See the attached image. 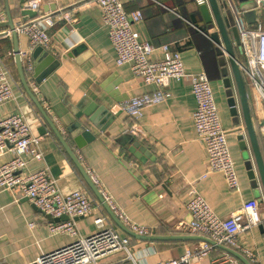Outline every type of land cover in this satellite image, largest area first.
I'll return each instance as SVG.
<instances>
[{
    "label": "crops",
    "instance_id": "crops-1",
    "mask_svg": "<svg viewBox=\"0 0 264 264\" xmlns=\"http://www.w3.org/2000/svg\"><path fill=\"white\" fill-rule=\"evenodd\" d=\"M120 2L126 12L141 11L143 21L135 29L143 39L154 47L166 44L170 50L178 51L187 72L202 70L207 75L221 126L230 137L228 146L236 165L239 191L230 190L221 173H209L202 178L206 172V152L196 139L191 117L195 100L188 79L171 82L168 86L170 98L144 109L138 120L117 110L115 106L119 102L153 92L156 87L145 85L135 78L129 66L115 65L116 55L95 0H44L36 18H55L61 14L53 15L55 12L64 11L70 12L75 19L72 23L56 22L47 30L52 49L49 53L53 60L45 64L40 54L33 58L37 47L30 49L25 35L15 33L13 36L10 31L11 24L15 29L32 20L29 14H23L26 8L22 7L20 0H0V13L6 18L0 24V57L10 75L14 95V100L0 107V117L7 113H21L29 124L31 134L42 138L40 150L43 158L31 161L27 173L47 169L63 194L81 190L97 203L90 215L75 220L76 238L50 235L47 230L49 218L22 197L18 190L0 191V264H30L42 255L73 243L78 237L91 236L97 232L93 221L98 217H104L121 238L127 239L131 257L142 264L177 258L199 242H146L125 234L116 226L28 96L20 77L15 50L19 54L27 52L30 56L33 64L31 78L26 76L24 62L19 59L25 84L64 136L83 169L95 172L102 188L132 224L149 230L145 237L189 236L181 231L180 224L190 221L186 205L192 198V192L201 196L219 218L229 217L244 202L256 199L260 204L262 222L242 234L240 239L246 248L255 252L259 264H264V226L260 227L264 223V186L255 161L253 180L248 178L244 166L246 159H254V152L247 137L245 152L239 146L236 130L243 132L245 121L236 83L227 62L223 66L221 58L218 60L219 76L209 75L205 57L192 37L193 31L199 35L202 33L187 20L196 17L198 27L206 29L207 35L203 36L213 46L209 36L217 30L214 22L207 24L200 7L195 6L192 0ZM218 8L221 17L226 18V13ZM230 38L233 42L231 35ZM153 58L159 60L161 53L157 51ZM40 64L41 69L35 73ZM224 69H227L225 73ZM241 75L253 132L264 164V102L249 78L243 73ZM224 77L229 78V88L222 83ZM31 80L36 90L30 86ZM229 94L234 97L237 108L238 116L235 118H232L228 108ZM82 99L87 101L84 110L95 106L94 123L99 127L86 123L87 130L94 136L87 142L81 136L71 137L66 130L76 121L75 111L70 106L76 108ZM80 120L84 122L86 119L82 117ZM77 139L80 140L76 142ZM76 143H81L80 147ZM131 147L145 156L144 162L133 156L129 151ZM10 159L8 154L4 155L0 163ZM30 223L34 224L32 228L28 226ZM99 264H132V261H127L125 255L119 253ZM191 264H211V260L209 257Z\"/></svg>",
    "mask_w": 264,
    "mask_h": 264
},
{
    "label": "built area",
    "instance_id": "built-area-1",
    "mask_svg": "<svg viewBox=\"0 0 264 264\" xmlns=\"http://www.w3.org/2000/svg\"><path fill=\"white\" fill-rule=\"evenodd\" d=\"M195 6L208 4L207 0H192ZM257 16L264 11L263 0H253ZM103 26L107 29L108 40L113 48L117 67L129 66L132 75L145 85H153L156 90L144 93L119 102L117 110L133 120H138L143 110L170 98L168 86L171 82L188 79L191 94L195 100L192 120L196 139L203 145L206 152V172L221 173L230 190L239 191L235 164L231 158L227 132L222 128L218 110L214 101L210 82L204 71L187 72L180 53L170 50L168 45L154 47L143 39L135 26L143 21L140 10L126 12L120 0H95ZM22 7L38 12L44 0H20ZM221 10L226 13L229 8L234 18V27L239 35V47L242 58L237 59L241 73L247 76L257 89L264 102V24L256 19L253 25L247 24L244 14L233 0H217ZM55 18L44 16L18 25L15 33L28 38L30 49L42 47L52 52L48 29L56 22L72 23L75 21L70 12H59ZM5 15L0 13V24L5 22ZM10 33V32H9ZM233 47L236 43L233 40ZM224 59L227 58L223 45L218 46ZM161 58H153L156 52ZM23 70L26 76L33 75L32 60L27 52L20 53ZM236 59V58H235ZM246 65L247 68L244 66ZM30 86L36 90L32 80ZM14 100L12 81L0 57V107ZM264 110V108H263ZM133 131V128L132 130ZM238 136L241 130H236ZM42 138L31 134L29 124L21 113H7L0 117V158L11 156L7 162L0 163V191L18 190L22 197L28 200L41 214L58 219L66 216L67 221H49L47 230L50 235H67L77 237L75 220L91 214L97 203L81 191L74 190L63 194L49 171L27 173V166L31 161L43 158L40 150ZM87 175L97 188L104 202L118 221L130 232L146 236L149 230L132 224L121 210L114 204L112 198L100 185V181L93 170L87 169ZM191 200L186 205L190 221L180 224L184 234L201 236L216 245L227 247L242 255L249 264H259L254 251L246 248L240 239L242 234L250 232L261 224L262 214L260 204L256 199L244 202L238 210L227 218H219L213 214L205 200L192 192ZM97 232L91 236L78 237L73 243L49 254L42 255L30 264H99L115 254L123 253L127 261L135 262L128 249V241L121 238L115 229L109 226L104 217L94 221ZM33 223L28 224L29 228ZM211 264H239L230 254L217 249L205 242H198L185 250L177 258L160 260L154 264H191L209 258Z\"/></svg>",
    "mask_w": 264,
    "mask_h": 264
},
{
    "label": "water",
    "instance_id": "water-1",
    "mask_svg": "<svg viewBox=\"0 0 264 264\" xmlns=\"http://www.w3.org/2000/svg\"><path fill=\"white\" fill-rule=\"evenodd\" d=\"M207 2H208V4L205 6H201L199 8V10H200V12H201V14H202V16H203V18L207 24L214 22V24L216 26L217 30L215 32H213L212 34H210L209 38L212 41V43L214 44V46L217 50V54L220 55L221 57H222V53L218 49V46L223 45V47H224L227 58L224 59L222 57L221 64L223 66H225L226 62H227L229 69H230V72H231V74L234 78V81L236 83L240 103L242 105V113L244 116V121H245L246 127L244 125L243 132L238 137L239 146H240V149L242 148L241 150L245 152V148H246L245 147V138L247 137L249 139V142H250L251 147H252L253 152H254V159H246L244 162L245 163L244 166L247 170V176L250 180L254 179L253 162L255 161L254 163H256L257 171L260 175L261 182L264 186V164H263L262 159L260 157L259 149H258L257 142H256V137H255V134L253 132V128H252V124H251V120H250V116H249V112H248V107H247L245 86H244L242 75H241L240 70H239L238 65H237V61L235 59L234 47L232 45L231 38H230V34H231V37L233 38V40L236 43L237 49L239 51H241V48L239 47V35H238V32H237L236 28L234 27V25H232L227 20V18L223 19L221 17V15L219 13L217 0H207ZM254 7H255V5H254ZM53 10L54 9H52V11ZM32 12L33 13H31V11L25 9V11H23V14L24 15L29 14L28 16H30V19L34 20L37 16V12H35V11H32ZM57 13H59V12L57 11L53 15H55ZM211 14H212V18H211ZM244 18H245L247 24H254L256 21V10L252 12L251 17H247L245 15ZM10 28H11L10 29L11 33L13 34V36H15L14 26L12 24H11ZM228 29L230 31V34L228 33ZM39 54H40V58H44L43 64L48 63L49 61L51 63V60H53V57L50 55V53L48 51L44 50L42 47H37V49L33 53V58L38 57ZM15 56H16V62H17V65H18V68L20 71V77H21V80L23 81V84H24V87L26 89L28 96L30 97V99L32 100V102L34 103L36 108L39 110V112L41 113L44 120L50 126L53 134L56 136L58 142L64 148L65 152L67 153V155L69 156V158L71 159V161L73 162V164L75 165V167L77 168L79 173L81 174V176L84 179V181L86 182L87 186L90 188V190L95 195L97 200L108 211L110 218L113 220V222L116 224V226L119 227V229H121L123 232H125V234H127L131 237H134V238L146 241V242H154V241H199V242H205V243H208L210 245L215 246L217 249H219L223 252L230 254L235 259H237L240 263L249 264V262L239 253H237V252H235V251H233L227 247L216 245L212 241H210L209 239H207L205 237L192 236V235H189V236H169V237H145V236H140V235H137L133 232L128 231L118 221V219L114 216V214L111 212V210L109 209L107 204L104 202L103 198L101 197L100 193L98 192L97 188L91 182L86 171L83 169V167L81 166V164L77 160V158L74 155V153L72 152L71 148H69V146L67 145L64 136L57 130L55 125L52 123L50 118L47 116V114L42 109L40 103L37 101V99L32 95V93L27 88V86L25 84V80L23 78L21 63L19 60V53L17 50H15ZM41 67H42V64H40L38 68H35V70H34L35 73H37L38 70L41 69ZM226 71H227V69H224V73ZM224 76H225V74H224ZM222 83L224 84L225 88L230 87L229 78L224 77L222 80ZM86 102L87 101L85 99H82L76 105V108L75 107L73 108L72 106H70V109L72 111H75L74 116L76 118V121L73 124H71L69 127H67L66 130H67V132L70 133L71 137L77 138L78 136H81L83 138V140L87 142V141L93 139L94 136L91 134V132H89L87 130L86 123L92 124L93 126H96V128H98V129H99V127L94 123L96 115H94L95 112L93 110H94L95 106H93V108H91V109L88 108L87 110H84L83 107H84ZM227 103H228V108H229V111H230L232 118H235L236 116H238L234 97H232L231 94L228 95ZM79 110H82V111H79ZM77 111H79V112H77ZM82 117H84L86 119L84 122H82L80 120ZM78 140H80V139H77L76 142H78ZM76 145H77V147H80L81 143L80 144L76 143ZM129 151L139 161H141V162L145 161V156H143V154L141 152L137 151L134 147L129 148ZM47 217L49 218L50 221H54V222L67 221V219H68L66 216H61L58 219H52L49 216H47ZM262 226H264V223H263V225H260V227H262Z\"/></svg>",
    "mask_w": 264,
    "mask_h": 264
},
{
    "label": "trees",
    "instance_id": "trees-1",
    "mask_svg": "<svg viewBox=\"0 0 264 264\" xmlns=\"http://www.w3.org/2000/svg\"><path fill=\"white\" fill-rule=\"evenodd\" d=\"M256 19H259L261 22H263L264 11L259 16H256ZM187 21L191 23L193 27L199 29V31L202 33L201 35H199L197 32L193 31L192 37L194 44H197L198 48L202 51L203 57H205L204 61H206L207 72L211 77L219 76L220 67L218 65V60L220 58L222 59V57L217 54L216 48L205 38V36H203L204 34H206V29L198 27V21L196 17L192 16ZM228 33L230 34V31H228ZM234 54L236 59H240L242 57L241 51H239L236 47H234Z\"/></svg>",
    "mask_w": 264,
    "mask_h": 264
},
{
    "label": "rangeland",
    "instance_id": "rangeland-1",
    "mask_svg": "<svg viewBox=\"0 0 264 264\" xmlns=\"http://www.w3.org/2000/svg\"><path fill=\"white\" fill-rule=\"evenodd\" d=\"M236 7L243 12L244 16L246 15L247 17L252 16V12L255 11L254 7V1L253 0H233ZM262 6H264V0L262 1ZM226 18L227 20L233 25L234 24V18L232 16V13L229 8H226ZM264 22V21H263ZM264 24V23H263ZM246 68L247 66L244 65ZM227 141L229 137V134H227ZM235 164V163H234ZM235 170H236V165H235ZM237 173V170H236ZM237 180H238V174H237ZM239 184V182H238Z\"/></svg>",
    "mask_w": 264,
    "mask_h": 264
}]
</instances>
